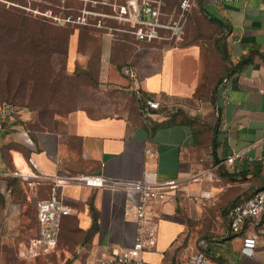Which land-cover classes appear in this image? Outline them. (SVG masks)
Segmentation results:
<instances>
[{"label":"crops","instance_id":"obj_1","mask_svg":"<svg viewBox=\"0 0 264 264\" xmlns=\"http://www.w3.org/2000/svg\"><path fill=\"white\" fill-rule=\"evenodd\" d=\"M196 6L191 20L210 29L203 36L195 31L176 44L140 41L115 63V42L105 38L100 80L129 90L134 107L97 114L79 107L57 129L37 126L27 110L0 129V264H36L51 255L20 254L38 232L36 203L50 184L29 187L5 175L17 164L49 174L177 178L179 188L149 208L158 234L147 260L189 264L190 254L203 250L209 264H264V213L237 233L227 219L233 203L264 185V0H198ZM125 61L132 64L118 67ZM149 97L161 106L146 116ZM65 198L72 213L62 222L60 264H94L102 250L133 245L137 193L70 187ZM248 236L257 239L253 254L243 251Z\"/></svg>","mask_w":264,"mask_h":264},{"label":"rangeland","instance_id":"obj_2","mask_svg":"<svg viewBox=\"0 0 264 264\" xmlns=\"http://www.w3.org/2000/svg\"><path fill=\"white\" fill-rule=\"evenodd\" d=\"M133 1L0 0V103L25 107L33 112L37 126L49 129L65 125L70 112L79 107L95 114L134 107L136 98L129 90L109 87L100 80L105 38L115 42L114 63L116 55L122 62L123 55L140 42L131 32L134 20L129 13H121L122 5L134 12ZM181 1L162 0L163 22L180 17ZM196 7L188 13L182 41L196 35L195 31L203 36L210 30L203 20H191ZM79 16H85L86 23ZM125 64L132 63L117 65ZM74 236L79 238L77 233ZM64 258L60 243L47 260L36 264H60Z\"/></svg>","mask_w":264,"mask_h":264},{"label":"built area","instance_id":"obj_3","mask_svg":"<svg viewBox=\"0 0 264 264\" xmlns=\"http://www.w3.org/2000/svg\"><path fill=\"white\" fill-rule=\"evenodd\" d=\"M133 1V0H132ZM133 1L134 12L127 10L122 5L121 13L130 14L134 20L131 32L141 42L154 43L166 42L176 44L183 40L188 23V13L196 6L195 0H182L180 17L171 23L162 21V0H143L141 3ZM85 16H79V21L86 23ZM125 71L132 75V68L127 66ZM161 106L159 100L145 98L142 105L143 113L148 116L153 109ZM25 107L13 102L0 103V129L6 128L7 123H12L18 118ZM239 154L228 157L233 161ZM264 178V158L262 159ZM5 175L21 178L29 187H35L43 181H48L50 191L47 197L37 201V226L38 232L20 250V254L26 258H36L55 252L59 245L63 218L72 213V206L66 201L65 190L70 187H102L113 190H121L138 194L137 217L138 228L135 241L132 246L120 249L117 252L102 250L94 264H155L144 257V253L151 250L157 242V223L151 217L149 208L152 202L166 200L173 190L179 188L180 181L177 178L157 180L152 182L145 177L138 179L111 178L103 174L94 173H69L56 172L49 174L38 172L31 166L17 164L13 170L5 172ZM264 213V185L255 190L250 196L233 203L227 210V219L233 232L241 231L247 219H257ZM257 239L248 236L244 239L243 251L253 254ZM189 264H209V258L205 251L197 250L190 254Z\"/></svg>","mask_w":264,"mask_h":264},{"label":"trees","instance_id":"obj_4","mask_svg":"<svg viewBox=\"0 0 264 264\" xmlns=\"http://www.w3.org/2000/svg\"><path fill=\"white\" fill-rule=\"evenodd\" d=\"M92 229H93L94 231L98 229V222H97V216H96V214H95V216H94V223H93ZM60 235H61V233H60ZM51 254H52V253H51Z\"/></svg>","mask_w":264,"mask_h":264}]
</instances>
